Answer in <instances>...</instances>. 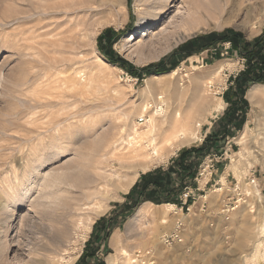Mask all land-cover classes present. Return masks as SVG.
Here are the masks:
<instances>
[{"label": "rangeland", "instance_id": "obj_1", "mask_svg": "<svg viewBox=\"0 0 264 264\" xmlns=\"http://www.w3.org/2000/svg\"><path fill=\"white\" fill-rule=\"evenodd\" d=\"M43 1L45 0H0V203L4 202V209L0 210V230H5L6 244H12L17 239L27 242L41 252V257L48 264L49 261L50 264H66V261L76 256L72 264H122L126 259L131 260L130 264H264V84H251L246 88L243 99L247 106L241 110L244 123L233 137L221 140L218 124L221 126V118L228 108L223 94L229 88L226 98L233 97L235 84L231 80L239 77L246 68V63L243 57L230 51L229 43H218L199 51V48L206 45L205 37L227 30L239 34L245 42L259 37L264 31V13L260 16L264 0H243V6L250 7L249 21L245 11L233 13L235 18L230 14L233 19L227 12H223L221 17L208 22L205 27L208 28L207 31L193 33L173 47H170L175 38L172 33L150 39L140 51L139 57L130 52L142 36L143 29L138 25L134 0H124L123 6L117 8L111 4L114 0H89L91 9L95 11L91 15L77 17L78 20H87L86 26H73L71 30L77 40L83 36L80 30L84 27L87 30L84 32L87 33L86 36L73 41L66 52L56 53H52L43 44L45 37L39 36L43 31L50 30V27L43 31L36 28L40 19H48L38 14ZM183 1L177 0L175 3L180 5ZM173 10L171 7L168 13L171 14ZM163 19L153 28L158 27ZM228 19L231 20L229 24L212 29L211 26ZM70 20L74 22L75 18ZM65 28L64 26L60 31ZM106 30L111 35L99 40V36ZM197 39V42L186 45ZM109 41L111 46L106 48ZM125 41H128L127 44ZM123 45H126L124 49ZM128 47L130 50L127 51ZM187 51L193 52L190 56L180 53ZM108 57L123 59L137 73L167 58L166 68L170 70L164 74L134 76L110 62ZM220 62L229 65L225 66L220 81L215 83L212 90L213 97L224 102L223 111L214 113L209 118L210 124L202 125L199 141L175 151L174 155L153 169L140 172L135 181L138 183L140 177L148 173L166 171L169 166L173 167L172 162L181 151L199 147L204 141L213 149L205 158L203 156L196 160L189 157L192 162L197 161L193 175L181 178L175 174L173 177L172 187L175 189L171 191L170 195L173 197L170 198L176 199L180 194L179 190L185 187L192 190V199L188 202V212L181 211L180 204L175 205L176 212L183 215L184 219L180 221V215H171L167 228L158 236L160 238L161 235V243L157 241L155 247L151 246L148 238L151 237L155 217L159 216L164 204L151 205L141 195L126 200V195L133 186L127 193L116 190L106 179L94 177L91 170L81 179L88 185L84 193L96 191L98 197L92 196L85 205L78 204L89 198L86 199L85 194L83 197L80 185L74 183L75 178H72L66 180L67 183L50 189L51 193L45 192L47 196L53 194L48 198L50 197L49 202L54 208L50 206L57 216L66 211L64 217L58 216L53 222H47L42 230H35L31 218L24 220L23 214L31 199L45 194L42 187L44 180L56 173L73 172L76 162L73 151L80 147L83 137L95 133L88 132L93 124L97 125L95 131L98 134L108 127L109 120H114L115 116L135 112V106L147 95L146 80L151 76L167 75L176 70L178 73L171 79L172 82L167 77L157 81L155 88L163 91L167 89V83L179 87L182 83L183 87L188 88L194 76L199 79L208 78ZM97 65L103 66V74L97 71ZM73 73L77 74V82L84 80L81 84H86L84 90L69 88L67 79ZM253 85L262 86L258 100L247 98L248 90ZM164 93L167 94V91ZM243 130L247 131L246 137L243 143H239ZM213 135L219 137L217 142L209 140L213 139ZM81 146L84 151L89 148V145ZM208 156L212 168H206ZM111 166H106L104 170L116 167ZM201 167L205 171L199 176ZM98 179L104 182H97ZM251 179L255 181L254 186L250 184ZM92 182L97 183L95 187ZM196 187L201 190H193ZM99 189L105 192L98 191ZM216 189L222 191L216 192ZM87 190L89 191L85 192ZM56 195L61 198L57 199ZM224 202L230 211L223 214L221 211L227 209L224 208ZM100 205L107 207L97 215L95 211ZM128 207L133 209L127 214L125 209ZM241 216L245 218L243 222ZM176 221H180L177 233L181 241L164 244L162 237L175 231ZM89 224L90 230L87 231ZM65 233L64 238L62 235ZM254 241L262 242V246L253 248ZM123 250L127 252V257L122 255ZM157 250L163 252L162 257H159ZM13 255L14 251L7 257L12 260ZM82 255L85 256L84 260L79 263ZM243 255L245 257L240 260ZM54 256H57L59 263Z\"/></svg>", "mask_w": 264, "mask_h": 264}, {"label": "bare ground", "instance_id": "obj_2", "mask_svg": "<svg viewBox=\"0 0 264 264\" xmlns=\"http://www.w3.org/2000/svg\"><path fill=\"white\" fill-rule=\"evenodd\" d=\"M45 1H43L44 3L41 4L40 7L41 12L38 14L40 15V17L46 16L44 18H48L47 20H49L50 22H46L47 20L39 18L40 19L39 26L37 25L38 27L36 26V28L38 31H43L45 28L50 27L49 28L50 30L47 29L48 31H43V33L40 32L41 34L39 36L40 38L45 37V39L43 40L44 41L43 44L47 45L52 53L63 52V51L66 52L68 49H70V46L72 45L71 43L76 40L75 37L73 36L75 34H72L71 31L72 27L74 26L76 28V26H86L85 24L87 20L85 21L84 18L78 20L79 18L77 17L79 16L81 17L84 15L85 16L91 15L92 12H94L95 10L93 11L91 9V2L89 0H48L47 2ZM123 1L124 0H114L113 3L111 4H113L115 8L122 7ZM176 1L177 0H134V8L137 11V15L139 19L138 25L143 29L141 31L142 36L134 44L133 50H130L131 47L129 46L130 48L129 47L126 48L127 51L130 50L131 54H134L135 56L139 57L140 51L144 48L145 44L149 42L150 39L154 40L159 36H166L167 33H172L175 35V38L172 41V44L170 45V47H173L177 45V43L184 40L186 37L192 35L193 33L202 32L204 30L207 31L208 28L205 27L208 26L207 25L208 22L210 20L221 17L223 12H227L228 15L230 16V14L231 15L233 13L239 14L240 12L245 11V15L246 17H248V21L250 20L249 17L251 16L250 14L251 11H249L250 7H244L243 0H184L183 4L180 5L176 4L175 3ZM171 7H173L174 10L172 11L171 14H169L168 11ZM263 13H264V9L261 8L260 16H262ZM165 15L167 16L165 17V19H163V16ZM253 15L254 14H252V16ZM232 16L233 18H235L234 15ZM232 16L230 17L232 18ZM73 17L75 18L74 22H72L74 19L70 20ZM162 19L163 22H161V24L158 27L153 28ZM231 20L228 19L226 21H221L220 23H216L211 27L212 29L222 28L224 25L229 24ZM261 20L262 19H260V21ZM248 21L246 23H248ZM64 26L66 27L65 30L60 31L61 29L64 28ZM83 28H81L80 30L83 36L82 37L79 36L81 37L78 38L79 40H81L87 34V33L84 34V32H86L87 30L85 31V28L84 29ZM46 37H48V39ZM125 42L127 44L128 41ZM64 43L65 44L67 43L68 45H64ZM125 46L126 45H123V49L125 48ZM226 65L229 64H224L223 62L217 64L215 70L206 79L205 78L199 79L194 76L192 83L188 88L183 87L182 83H180V87L177 86L176 84L167 83V89L163 91L162 90L159 91L155 88L154 84L157 83V81L164 80L167 77L170 79V82H172L171 79H174V77L178 73L176 70H173L167 75L151 76L148 80H146L145 92L147 95L137 106H135L134 108L135 112L122 113L121 115H117L119 117L115 116L114 120L111 119L109 120L110 124L106 121V123H108L110 126L107 124L108 127L102 129L98 134L95 131L96 128L95 126L97 125L93 124L92 128L88 129V132H95L92 133L93 136L91 135V133H89L86 137H83L84 140L81 143H79L80 147L78 149H74L73 151L75 157L74 159L76 161L74 162L75 166L72 169L73 172L56 173L52 175L50 179L47 180L43 179L44 180V181L42 180L43 181L42 187L44 188L43 192L44 193L48 192L50 189L52 190L53 188L58 187L62 183L64 184L66 180L75 178L74 183L77 182V184L80 185L79 188L81 189V192H83V197H84L85 194L84 189L87 188L88 185L86 182L82 181L81 179H83V177L86 176V174H88V170H91V172L93 171L94 177L100 179L104 178L106 179L107 182H109V184L114 186L116 190H120L124 193H127L128 190L134 185L140 172L145 173L149 171L151 168L153 169L154 166L163 163L170 156L174 155L175 151H178L180 148L186 145L199 141L200 140L199 135L202 125L210 124L209 118L214 113L219 114L223 111L224 102L220 98L215 99L213 97L214 94L212 87L215 85V83H218L220 81L221 74L223 70L226 69L225 67ZM101 66L102 65H97L96 67H97V71L100 74H103L102 73L103 69H101L103 66L102 67ZM76 73H81V72L76 71ZM76 73H73L72 76H70L67 79L69 83V88L82 91L84 90L86 84L85 86L84 84L81 85L82 82L84 81L82 79H81L82 82L80 83L77 82L78 80L76 77L77 75ZM80 78L78 77V79ZM24 79H26V77H24ZM261 88L262 86L260 85L251 86V88L248 90L247 98L249 100H258L260 98ZM166 91L167 94L164 93ZM93 120L91 122H93ZM246 133L247 131L243 130L241 137L239 139V143H243V140L246 137ZM81 145L84 146L89 145L88 146L89 148H87V150L84 151ZM110 164L112 166L116 165V167L114 168L111 166L112 167L111 170L110 169L104 170L106 169V166H109ZM100 179H98L97 182L101 181ZM89 183H91V181ZM96 184L97 183H94L93 187H95L94 185ZM88 191L89 190L85 192ZM98 191H103V190L99 189ZM220 191H222V189H216V192H220ZM95 192L96 191H89L87 194H85V196L87 197L86 199L88 198L89 199L88 200L83 199L85 200V202L82 203L77 202V203L80 205L87 204L86 201L88 202L90 198H92V196L94 197L97 196ZM48 193L51 192L49 191ZM57 195L56 197L58 199L59 196ZM48 196L47 193H45L43 194V197L32 198L31 203L27 206V211L25 212V214H23L24 220L31 218L30 220H32V222L34 223L35 230H42L46 227L45 225L47 222L50 221L53 222L54 220H56L58 216L64 217V214L66 215V211L63 208L62 210L65 211L64 214L63 212H61L62 211L61 210L60 211L61 213L59 212L60 214L58 213L59 215L58 216L56 215V213L52 209L53 207L52 204H50L49 202L50 197L48 198ZM20 197H18L17 199L20 200ZM102 198L104 197L102 196ZM108 198L111 199V197ZM3 203H0L1 211H3L4 209ZM149 206L150 205H148V207ZM106 207L107 205L106 206L100 205L98 209L95 211L96 214L100 215L101 213H103L106 210ZM72 208L75 207L72 206ZM224 208L227 209L221 211L223 212V214L226 213L227 211H230L228 210V206L226 204L224 205ZM76 209H74V211ZM77 210L79 211V209ZM77 210L75 212H77ZM69 211L71 213V210ZM96 214H94V216H96ZM71 215H69V217ZM171 215L172 217L180 215L179 213L176 212L175 205H171V204L162 205L159 216L155 217L156 222L151 231L150 234L151 237L148 238L151 246L155 247L157 245V241H160L161 243L160 240L161 235L160 238L158 236L159 234H161V231L163 229L167 228ZM183 219L184 216L180 215L179 220L181 221ZM244 219L242 217L241 221L243 222ZM59 220H61V218ZM180 221H176L175 227L176 224ZM90 225L91 224L88 225L87 231L90 230ZM66 233L62 235L64 238ZM168 235L169 234L165 236ZM15 236H17V234ZM55 236H57V234ZM163 237H162V242H163ZM6 239H7V235L5 233V230H0V264H48L41 257L42 256L40 254L41 252L39 253L36 248H33L27 242L26 243L20 242L21 240L19 241L17 239L13 241L12 244H6L5 241ZM260 246H262V242L259 241L253 242V248L254 247L255 249L260 248ZM41 249H43V247ZM13 251H14L13 259L10 260L7 257V255L9 253H12ZM157 254L159 255V257L163 256L162 251L157 250ZM122 255L127 257V252L123 250ZM50 257L51 256H49V258ZM244 257H245L244 255L240 257V260ZM76 258L77 256L72 260L66 261V264H72L73 260L75 261ZM51 259H53V257ZM57 261L59 263V259ZM129 261L131 260L126 259L121 263L130 264Z\"/></svg>", "mask_w": 264, "mask_h": 264}, {"label": "trees", "instance_id": "obj_3", "mask_svg": "<svg viewBox=\"0 0 264 264\" xmlns=\"http://www.w3.org/2000/svg\"><path fill=\"white\" fill-rule=\"evenodd\" d=\"M106 35H108V37L109 35H111L108 30L104 31L99 36V40ZM205 38L206 39L204 40V42L206 45L199 48V51H202L205 47H211L218 43H229L230 51L236 52L238 55L243 57L246 63V68L243 72L240 73L239 77L231 80L235 84L233 97L226 98V93L228 92L229 88L223 94V97L227 99L228 108L221 118V126L218 124V128L221 129V131L219 132L221 134L220 139L224 140L226 137H233V135L242 127L244 123V118L241 110L245 109V107L247 106L246 101L243 99L246 88L251 84H264V31L259 37L252 40L251 42L243 41L239 34L230 30L224 31L220 34H210ZM197 41L198 39L189 41L186 43V45H191L192 43ZM109 42L106 48H109L111 46V42ZM192 52L193 51L180 53L188 54V56H190ZM108 59L110 62L119 66L120 68L128 70L134 76H138L141 74L158 75L167 73L170 70L166 68V65L168 64L166 62L167 58L161 59V61L157 64L149 65L143 68L138 73L123 59H119L117 57L115 59H111L110 57H108ZM217 137L213 135V139L209 140H214L215 142H217ZM204 142L205 143L201 144L199 147L181 151L178 158L172 162V165L174 166H169L166 171L157 170L145 175L149 178H153V180L147 182L146 184H142L143 186L139 188L137 192H139L142 197H145L144 199L146 201H149L156 205L174 204L179 206L178 197L176 199L170 198L173 197L170 195L171 191L175 189V187H172L173 177L175 176V174L181 178L183 176L186 177L193 175V172L196 170L197 161L192 162L189 157H193L196 160H198L199 158L201 159V157L203 156L205 158V156H207L206 154H210L209 152L213 150L208 146V142ZM215 146L216 145H214L213 147L215 148ZM145 176H142V178H144ZM149 185H152L153 189H151L147 193V188L149 187ZM137 187L138 183H135L130 192L126 195V200L132 197V194L136 191ZM182 190L183 188L179 190V193H181ZM157 191H161L163 194H165V196L159 195V193L156 195ZM132 209L133 207H128L125 209V211L128 214ZM84 257V255L80 257L79 263L84 260Z\"/></svg>", "mask_w": 264, "mask_h": 264}, {"label": "built area", "instance_id": "obj_4", "mask_svg": "<svg viewBox=\"0 0 264 264\" xmlns=\"http://www.w3.org/2000/svg\"><path fill=\"white\" fill-rule=\"evenodd\" d=\"M209 158H210L209 156L206 157V159L208 160V164H206V168H208V167L212 168V165L209 164L211 162V159H209ZM201 169H202V172L199 173V176H202L203 172L205 171V168L201 167ZM250 184L254 186L255 185V181L253 179H251ZM191 197H192V191L190 189H188V188H184L182 190V192L179 194L178 201H179V204H180L179 207H180L181 211L182 210H185L187 212L189 211V208H190L189 206L190 205H188V201L192 199ZM179 227H180V222H178L176 224L175 231L173 233H171L168 236H164L163 237V243L164 244L168 245V244H171L173 242H180L181 241V238L179 237V234L177 233V230L179 229ZM146 254H148V253H145V255Z\"/></svg>", "mask_w": 264, "mask_h": 264}, {"label": "crops", "instance_id": "obj_5", "mask_svg": "<svg viewBox=\"0 0 264 264\" xmlns=\"http://www.w3.org/2000/svg\"><path fill=\"white\" fill-rule=\"evenodd\" d=\"M210 177H211V174H210ZM151 180H153V178H149L148 176H145L144 178H142V177H140V179L138 180V187L136 188V190L137 189H139V188H141L143 185L142 184H146L147 182H150ZM196 181H198V179H196ZM208 181H210V178H209V180ZM207 181V182H208ZM207 182L205 183V185L207 184ZM218 183V181H216V184ZM151 189H153V186L151 185H149V187L147 188V193H148V191H150ZM193 190H201V188H199V187H196L195 189H193ZM192 191V190H191ZM159 193V195H164L165 196V194H163L161 191H157L156 192V195ZM138 195H140L139 194V192H134L133 194H132V197H130V199L132 200V198L133 197H135L136 198V196H138ZM158 197V196H157ZM160 197V196H159ZM150 204H152L151 202H150Z\"/></svg>", "mask_w": 264, "mask_h": 264}]
</instances>
